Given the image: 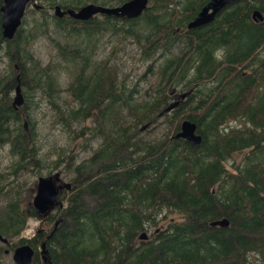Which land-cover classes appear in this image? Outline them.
I'll use <instances>...</instances> for the list:
<instances>
[{"label": "trees", "instance_id": "trees-1", "mask_svg": "<svg viewBox=\"0 0 264 264\" xmlns=\"http://www.w3.org/2000/svg\"><path fill=\"white\" fill-rule=\"evenodd\" d=\"M44 1L77 8L124 0ZM205 2L147 0L134 17L84 20L27 3L11 38L0 27V145L12 156L0 179L38 163L32 114L43 97L73 138L85 135L83 146L97 141L80 158L57 152L51 166L64 157L70 187L44 214L0 184V264H10L5 253L23 242L34 250L32 264H264V0L228 2L210 21L187 28ZM252 9L262 20L251 18ZM105 29L133 39L143 71L131 75L109 62L115 45L112 57H96L94 41L87 42ZM41 36L54 61L32 50ZM62 67L69 73L63 88ZM16 83L23 104L14 107ZM182 118L195 122L199 143L173 136ZM151 123L160 132H139ZM29 216L42 225L34 237L44 242V258L33 238L19 237ZM222 216L227 225L208 223Z\"/></svg>", "mask_w": 264, "mask_h": 264}, {"label": "rangeland", "instance_id": "rangeland-1", "mask_svg": "<svg viewBox=\"0 0 264 264\" xmlns=\"http://www.w3.org/2000/svg\"><path fill=\"white\" fill-rule=\"evenodd\" d=\"M35 1L40 3L42 6L47 7L49 12H52V9L46 5L44 0ZM31 7L32 5L29 4L26 9ZM29 18L30 14L27 13L26 19ZM89 38L90 39L87 43H91L92 41H94V45L92 46L96 45L97 47L95 51L97 58H104V56L112 57L113 55L110 53V50L112 48V45H115V57L109 59V62L115 61L118 65L122 64L121 70L129 72L131 75H136L137 73L143 71L146 61L141 63L138 60L137 48L135 42L133 41V39H131V37L126 36V38L121 37V39H119L114 35H110L109 30L105 29L102 30L99 35L93 34ZM31 48L34 53L39 58H41L42 62L55 60L54 49L45 39V37L41 36L37 38L34 42H32ZM60 64L63 65V62H61ZM3 66L4 61L0 58V70L3 68ZM68 76L69 73L67 72V67H62L59 69L57 78L59 79L61 88L64 87L65 81L67 80ZM143 80H141L138 85L143 86L145 84ZM60 94L62 96H66L65 100L67 102H70V100L72 101V98L67 96L65 91H60ZM12 96L13 90L10 91V99L12 98ZM32 116L35 119L34 143L39 145L37 156L40 159L38 163L32 166V169L22 171L16 176L8 174L4 177H1L0 179V184H3L6 188H11V190L9 189L11 193H13L14 191L20 193L23 197L22 200H25L26 202H31V197L35 191V181L38 175H46L54 171H59L61 178H63V180H67V174H65V170L63 167L64 157H62L63 160L59 161L56 167L52 168L51 166L53 164L52 161H54V159L56 158L57 152L61 150L66 153L72 151L77 154V158H80L83 156H87L91 152V149H93L97 144V141L93 139L91 142H87L86 146H83L85 135L73 138L70 133H68L72 132V130L63 129L59 123L55 122L54 109L51 107V105H49L44 97L38 100V104L36 105ZM229 122L231 124L235 123V121ZM154 126L155 128H153ZM159 126L160 125H158L157 127L156 124L153 125L151 123L150 125L142 128L139 132H160V128L162 127ZM241 152L242 151H238L233 154V158L235 161L241 157ZM11 157L12 156H10L8 152L7 144L0 145V170H8ZM226 165H228V163H226ZM61 195H64L63 191L61 192ZM41 226L42 225H40V222L37 218L29 216L26 219L25 226L19 233V237L33 238L35 236L36 229ZM149 231L150 229L147 230V232ZM34 241L35 247H37L38 249L39 245H37V240ZM3 258L6 263L10 262V264H14L11 259V252H6Z\"/></svg>", "mask_w": 264, "mask_h": 264}, {"label": "water", "instance_id": "water-1", "mask_svg": "<svg viewBox=\"0 0 264 264\" xmlns=\"http://www.w3.org/2000/svg\"><path fill=\"white\" fill-rule=\"evenodd\" d=\"M231 1L237 0H206V2L197 10L193 17L186 23V27H193L210 21L214 14L222 8L225 4ZM27 2L33 7L41 6L35 0H2L0 4V27L1 34L5 38H11L15 33L17 27L21 22L25 6ZM147 0H124L118 4L107 5L100 4L93 1H88L82 3L77 8L72 7H61L58 3L52 5V12L55 16H62L67 14L76 19H87L92 15L106 14L112 16H125V17H134L137 16L146 6ZM250 16L254 21L262 20V14L258 9H252ZM185 91L179 92L178 97H183ZM23 101L22 94L20 92L19 84L16 83L14 86V93L11 99V104L15 107L20 105ZM178 102V99L172 100L168 103L164 110H168L173 107ZM24 129L27 131L26 120L22 121ZM146 124H143L144 127ZM174 137H182L188 140L191 144L199 143L200 134L195 132V122L188 119L182 118L179 121L178 130L173 134ZM60 179L59 172L54 171L46 175H38L35 181V191L31 197V204L33 207L42 213L47 212L51 209L57 202L58 191L62 186H69L68 181ZM58 181V182H57ZM210 225H220L224 226L228 224V219L225 216L209 220ZM51 231L49 232V234ZM140 238L146 237V232L141 231L139 233ZM0 240L6 242V238L0 234ZM44 242H41L43 245ZM7 251V249H4ZM32 247L26 243H20L12 248L11 259L14 264H30L32 259Z\"/></svg>", "mask_w": 264, "mask_h": 264}, {"label": "flooded vegetation", "instance_id": "flooded-vegetation-1", "mask_svg": "<svg viewBox=\"0 0 264 264\" xmlns=\"http://www.w3.org/2000/svg\"><path fill=\"white\" fill-rule=\"evenodd\" d=\"M93 16V15H92ZM90 18V17H89ZM175 29H176V27H175ZM174 97H177V93L176 94H174ZM59 177H60V179L58 180V181H62L63 179L61 178V176H60V173H59ZM57 181V182H58ZM65 181H68L69 182V186H62L61 188H60V190L58 191V194L63 190V189H68L69 187H70V181L69 180H65ZM58 196V195H57ZM52 209V208H51ZM50 210V209H49ZM48 210V211H49ZM47 211V212H48ZM39 214H44V213H42V212H39V211H37ZM46 213V212H45ZM40 230V228H37V230L36 231H39ZM47 235H49V233L47 234ZM34 240H37V237H33V241ZM43 240H41L40 241V243H39V248H38V254H39V256H41L42 258H44L43 257V255H42V252L44 251V244L43 245H41V242H42ZM33 249V248H32ZM12 251V250H11ZM6 252V251H5ZM33 254H34V250H33V252H32V256H33ZM30 264H32V259H31V263Z\"/></svg>", "mask_w": 264, "mask_h": 264}]
</instances>
